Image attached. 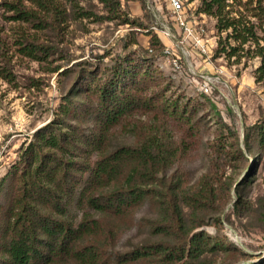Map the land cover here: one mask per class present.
<instances>
[{
	"label": "trees",
	"instance_id": "16d2710c",
	"mask_svg": "<svg viewBox=\"0 0 264 264\" xmlns=\"http://www.w3.org/2000/svg\"><path fill=\"white\" fill-rule=\"evenodd\" d=\"M24 1L9 2L8 7L20 17L34 19L39 28L54 30L68 21L70 9L80 6L79 0H27L30 6ZM99 1L106 14L79 7L75 17L141 24L123 9L121 0ZM236 1L242 4V0H201L197 13L215 17L217 30L226 33L218 43L220 53L236 55L248 42L255 45L253 54L261 61L255 77L263 81L264 46L254 25L234 9ZM253 1L258 3L251 9L253 15H259L255 10L264 9L262 0L243 4L249 7ZM153 36L155 44L162 43L157 34ZM230 39L238 44L232 45ZM49 47L30 42L24 51L38 57ZM150 61L127 55L111 68L76 70L75 85L63 95L53 118L21 147L18 159L0 181V264H103L106 248L96 238L103 221L94 212L120 216L148 200L157 206L151 230L161 239L135 247L118 261L199 264L207 252L231 251L226 238L196 230L207 224L206 217L231 190V183L217 175L216 167L191 186L176 174L167 176L177 150L159 130L146 133L135 144L113 146V130L141 110L160 112L195 127L192 114L198 106L170 101L168 87H161L162 73ZM225 135L218 134L219 144ZM244 142L249 150H264V120L246 128ZM223 147L227 159L243 154L239 139Z\"/></svg>",
	"mask_w": 264,
	"mask_h": 264
},
{
	"label": "rangeland",
	"instance_id": "374dc122",
	"mask_svg": "<svg viewBox=\"0 0 264 264\" xmlns=\"http://www.w3.org/2000/svg\"><path fill=\"white\" fill-rule=\"evenodd\" d=\"M13 1L0 0V181L18 159L21 147L53 118L63 95L75 85L76 70L111 68L117 59L127 55L136 60L147 57L162 73L161 87H168L166 96L170 101L180 99V104L198 106L192 114L195 127L160 112L141 110L113 130V146L135 144L146 133L159 130L177 150V160L167 169V176L176 174L191 186L216 167L217 175L231 183V190L219 208L206 217L207 224L196 230L226 238L232 248L228 252H207L199 264L264 261V150H249L244 142L246 128L264 120V80L257 81L255 77L261 63L253 54L255 45L248 42L236 55L220 53L218 43L226 33H220L216 18L208 16L207 24L215 35L211 61L204 62L199 55L187 60L181 54L180 67H176L172 59L178 51L160 36L168 12L156 9L149 0H121L123 9L131 18H139L140 25L123 23L121 19L75 17L79 7L97 14L107 13L99 0H79L80 6L70 9V18L58 30L49 26L39 28L34 19L20 17L8 7ZM246 1H236L233 7L254 25L264 46V9L256 7L255 11L261 13L253 15L251 9L258 3L253 1L247 8L243 4ZM195 2L198 6L201 0ZM261 2L264 7V0ZM24 4L30 6L27 0ZM154 34L162 43H154ZM30 42L50 47L33 57L24 51ZM230 42L238 44L232 39ZM166 45L171 53L166 52ZM205 75L214 76L210 94L199 89ZM222 132L226 135L219 144L217 136ZM236 139L243 154L227 159L223 144ZM157 216L158 209L152 200L120 216L94 212V217L103 221L96 236L106 248L102 257L107 261L103 264H160L155 259L118 261L119 256L135 247L161 239L151 230V221Z\"/></svg>",
	"mask_w": 264,
	"mask_h": 264
},
{
	"label": "built area",
	"instance_id": "2783aa9c",
	"mask_svg": "<svg viewBox=\"0 0 264 264\" xmlns=\"http://www.w3.org/2000/svg\"><path fill=\"white\" fill-rule=\"evenodd\" d=\"M156 9L164 12L167 10L169 16H165L166 23L160 30L162 39L175 46L177 52L172 59L176 67H180V59L183 54L188 60L190 56L199 55L204 62L211 61L215 44L213 29L207 24L208 15L197 13V0H149ZM171 23V24H170ZM166 45V52L171 53L170 46ZM153 51V48H150ZM222 71V70H220ZM214 76H203L199 89L205 94L212 92Z\"/></svg>",
	"mask_w": 264,
	"mask_h": 264
}]
</instances>
